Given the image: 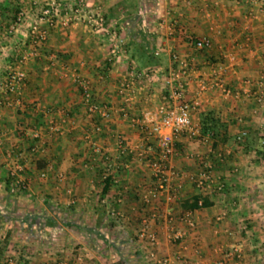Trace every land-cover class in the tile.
<instances>
[{"label":"crops","instance_id":"obj_1","mask_svg":"<svg viewBox=\"0 0 264 264\" xmlns=\"http://www.w3.org/2000/svg\"><path fill=\"white\" fill-rule=\"evenodd\" d=\"M52 1L0 0V264L11 256L18 264H155L152 249L170 264H218L235 247L242 252L235 264H264V103L256 98L264 76V0H59L60 20L50 25L42 16ZM75 1L84 19L67 23ZM98 13L107 21L103 29L85 19ZM174 22L170 34L167 26ZM34 24L49 33L39 47L30 33ZM112 31L127 51L113 60ZM204 36L213 46L197 51L194 40ZM148 50L154 56L146 63ZM176 52L193 61L184 89L187 99L199 102L194 121L200 124L212 110L225 127L216 148L209 135L178 138L170 164L182 173V187L178 199L169 201L167 193L153 192L151 169L138 155L142 149L153 158L157 143L145 144L134 120L154 114L164 101ZM228 54L236 56L235 64ZM23 59L21 94L7 93L1 82ZM222 64L239 97L212 89L197 98L200 80L209 81L212 68ZM133 67L149 74L136 80L135 97L125 103L119 87ZM79 79L90 82L97 102L109 105V119L89 112ZM96 124L102 132L94 131ZM212 148L231 150L224 161L210 155L227 187L202 193L192 181L201 160L190 154L208 156ZM14 173L26 189L12 192ZM198 194L210 205L186 210L185 200ZM188 211L195 227L182 220ZM145 220L157 244L139 239ZM181 229L185 239L174 241Z\"/></svg>","mask_w":264,"mask_h":264},{"label":"built area","instance_id":"obj_2","mask_svg":"<svg viewBox=\"0 0 264 264\" xmlns=\"http://www.w3.org/2000/svg\"><path fill=\"white\" fill-rule=\"evenodd\" d=\"M259 2L260 0H256ZM62 2L59 0H53L43 10L42 18L47 19L50 25H54L60 20V11L62 10ZM82 9L78 2H73L65 17V22L71 23L74 20H82ZM22 15L20 14L18 19L14 21L9 29V33L15 31L17 25L21 22ZM62 19V18H61ZM87 23L97 29H103L107 25L105 15L103 13L85 15ZM173 24H169L168 31L170 34L174 31ZM32 42L36 47L42 46L48 39V30L42 28L39 24H34L31 27ZM109 41L111 45V60L117 58L121 54H126L124 48V39L117 31H112L109 35ZM213 46V40L209 36L200 37L194 40V47L197 51H205L211 49ZM173 60L176 62V67L171 71L168 79L167 86L168 91L164 96V101L159 105L157 112L154 114H146L143 118H136L134 121L141 125L145 132V144L150 145L151 142L157 143V150L153 158L147 157L145 150H139V157L147 162V166L151 169L152 176L155 181V186L152 189L153 192H165L169 201L178 199V194L182 187L181 179L182 173L173 167L170 162L172 158L178 154L176 142L179 137L184 134L189 135L192 138L202 137V129L199 123L194 121V111L197 109L199 102L198 99L191 101L186 98V92L184 86L186 85L185 79L190 80L192 72L194 71L193 61L180 56V54L173 53ZM229 62L233 65L236 62V56L228 54ZM24 59L20 61L19 65L15 69L9 71L6 77L2 80V87L7 93L21 94L22 87L27 79V73L22 69L21 64ZM226 65L215 66L212 68L209 76V81L206 79L200 80L199 89L197 92V98L201 97L203 93L212 89H219L226 98L239 97V92L235 93L233 89L228 85L225 77ZM148 72L137 70L133 67L128 76L123 78L119 87V93L122 95L125 103H130L134 95V83L136 80L148 76ZM81 84L82 95L84 102L88 107L90 113L99 115L102 119H109L111 117L110 107L107 104H101L94 99L91 84L88 80L79 79ZM251 85V81L246 82ZM259 93L256 96L260 104L264 103V76L258 83ZM94 131L100 133L103 128L100 124L94 126ZM247 135L246 131H243L239 136V140H243ZM90 135L88 134L87 137ZM35 137H40L37 132ZM4 135L0 132V145L3 143ZM122 143V140H121ZM120 143V144H121ZM32 151L37 153L38 147H33ZM98 151V150H97ZM211 153L215 154V158L224 161L227 155L231 154V150H219L214 151L212 148L209 151L208 156H202L201 154H190L191 158H198L201 160V168L197 174L192 176V181L196 184V187L202 193L224 192L227 187L226 180L219 176L215 172V158L212 159ZM19 170H24L23 167H18ZM18 173H14L15 181L12 185V192L26 189L28 187L27 182L20 178ZM48 169L41 172L42 177H47ZM109 177V174L104 175V180ZM175 182V184H174ZM151 192V193H153ZM145 201H151V194L145 196ZM224 215H218V220H223ZM173 220V217H170ZM183 221L192 228L195 227V221L193 219L192 211H188L182 217ZM187 235L186 230H178L173 233L171 238L174 241H183ZM139 239L143 241H149L150 244L158 243V236L155 231L150 227L149 221L145 220L144 224L138 232ZM241 249L234 248V251L230 253L225 259L219 260L218 264H235L234 261L238 257H241ZM150 257L154 260L155 264H170V259L165 257L161 258L157 252L152 249ZM7 264H18L17 257L11 256L7 260Z\"/></svg>","mask_w":264,"mask_h":264},{"label":"trees","instance_id":"obj_3","mask_svg":"<svg viewBox=\"0 0 264 264\" xmlns=\"http://www.w3.org/2000/svg\"><path fill=\"white\" fill-rule=\"evenodd\" d=\"M149 53L151 54H147V59H146V63L150 61V59L154 56V52L151 50H148ZM151 57V58H150ZM201 125V129H202V134L203 135H209L211 137H213L215 139L213 147L216 148L217 147V142L221 137V130L224 126V124L216 117V113L215 111H208L204 114V116L202 117V120L200 122ZM221 140H223V138H221ZM244 140V139H243ZM243 140H239L237 137V142L241 144V142ZM42 167V166H41ZM110 176L105 179L106 182V186L110 180ZM184 208L186 210H191V209H196L199 208L200 206H208L210 205V202L208 201V199L202 195V194H198V195H194L191 198H188L187 200H185L184 203ZM114 264H122L121 262L119 263H114Z\"/></svg>","mask_w":264,"mask_h":264}]
</instances>
